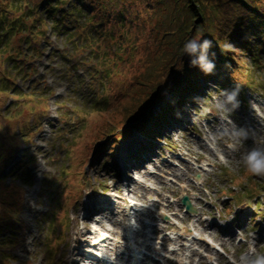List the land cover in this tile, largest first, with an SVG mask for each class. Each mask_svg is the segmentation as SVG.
Masks as SVG:
<instances>
[{
    "label": "rangeland",
    "instance_id": "obj_1",
    "mask_svg": "<svg viewBox=\"0 0 264 264\" xmlns=\"http://www.w3.org/2000/svg\"><path fill=\"white\" fill-rule=\"evenodd\" d=\"M55 46L49 44L33 63H24L26 70L17 69L19 74L24 71V79L21 82L18 74L15 83L33 95L22 99L9 90H0V139H13L12 154L8 153L7 161L0 166V201L14 205L6 212L0 209V261L2 257L13 264L4 258L8 254L18 257L15 264H69L72 243L76 241L79 246L81 240L78 235L89 230L96 219L104 229L102 224L109 219L114 239L109 252L117 255L118 264H126L122 205L128 197L123 195L124 185L132 201L145 206L137 212L139 230L135 238L139 241L151 232L165 253L157 255L160 262L144 256L143 264L179 263L178 255L166 253L171 244L183 247L182 228L188 229L191 224V217L177 202L181 194L192 199L200 216L205 214V223L199 225H206L207 232L224 247L225 255L215 254L218 264H238L249 242L264 251V175L251 173L243 163L247 151L264 147V70L259 64L243 58L251 83L242 90L237 88L239 107L233 109L227 101L222 92L226 88L202 82L195 98L170 121L149 133L134 127L116 136L111 155L109 145L103 143L91 150L99 128L109 124H104L108 119H103V114L106 118L112 115L115 122L119 112L118 106L105 110L108 114L92 108L100 100L97 96L103 95L99 93L103 78L96 69H119L121 64L95 63L92 54L83 49L79 57H88L89 62L71 63L76 66L71 68L70 63L50 54V47ZM59 46L70 49L68 43ZM23 48L29 51L25 43ZM127 56L120 51L119 61ZM5 67L6 63H0L1 70ZM9 70L17 74L14 68ZM13 98L20 104V111L13 110L17 112L12 116L4 114L13 105ZM164 103L172 104L168 94L152 107L153 111H159ZM217 103L223 107L217 109ZM226 109L231 110L227 116L219 114ZM150 126L149 122L145 125ZM233 143L237 144L235 148L229 146ZM19 163L25 165L28 174L22 172L23 166L16 167ZM11 181L13 185L9 186ZM252 183L258 184L257 190H252ZM230 187L234 194L226 196ZM111 199L114 211L105 210L103 203ZM227 205L229 213L225 212ZM102 210L103 219L98 216ZM160 212L171 219L164 221L158 216ZM144 220L155 226L144 224ZM171 231L177 232V242L165 234ZM146 249L154 254L150 245ZM197 263L211 264L205 257L192 264Z\"/></svg>",
    "mask_w": 264,
    "mask_h": 264
},
{
    "label": "trees",
    "instance_id": "obj_2",
    "mask_svg": "<svg viewBox=\"0 0 264 264\" xmlns=\"http://www.w3.org/2000/svg\"><path fill=\"white\" fill-rule=\"evenodd\" d=\"M205 38L212 41L208 53L215 66L210 73L193 65V57L183 49L187 40ZM51 43L56 46L50 47V54L61 62H89L88 57H79L84 49L95 63L121 64L119 69H96L103 78L99 92L103 95L92 107L108 114L105 110L118 106L115 122L112 115L103 114L108 119L104 124H109L99 128L91 145V150L97 144L109 145L112 155L116 136L134 127L149 133L158 123L172 119L195 98L202 82H215L228 90L250 85L243 58H251L264 70V0H0V63H6L0 69L2 93L9 90L22 99L33 95L15 83L17 69L26 70L24 63H33ZM64 43L69 50L59 46ZM229 44L231 48L226 47ZM120 51L128 56L119 61ZM23 72L18 76L21 82ZM166 94L172 104L153 111ZM15 101L4 114L20 111ZM131 117L135 123L129 122ZM12 141L6 136L0 139V166L12 154ZM22 166L28 174L22 163L16 167ZM250 187L257 190L258 184ZM228 193H233L232 188ZM10 207L14 205L0 201L3 212Z\"/></svg>",
    "mask_w": 264,
    "mask_h": 264
},
{
    "label": "bare ground",
    "instance_id": "obj_3",
    "mask_svg": "<svg viewBox=\"0 0 264 264\" xmlns=\"http://www.w3.org/2000/svg\"><path fill=\"white\" fill-rule=\"evenodd\" d=\"M137 167L140 168L141 165H138ZM123 190H124L123 195L128 197L127 203H124L122 205V212H123L122 218L125 216L124 218L126 221L125 225H123V233H122L123 237L122 238L127 240V246H128L127 254L128 256L131 257L130 262L128 264H143L144 263L142 260L144 258V255L146 254L145 253L146 245H150L152 251L154 252L153 254L154 256L152 259L157 261L158 259L157 255H159L160 247L158 246L159 242L154 240L156 236H154L151 232H148L145 235V238L139 239V241H137V239L135 238L134 229L136 227V222H137L136 220L137 211H141V209H144L145 206L138 204L141 206L140 208H136V203L132 201V198L128 196L130 191L128 190L126 185H124ZM120 198L122 199V201L125 199L124 196ZM142 206H144V208H142ZM102 207L105 208V210H111L114 208L113 206L110 205L109 202L103 203ZM105 210H102L98 213V216H100L99 218L103 219L104 216L102 214L105 213ZM111 211H114V209ZM115 213H117V211ZM172 213H176V212H172ZM110 215L112 216L111 212H110ZM158 215L160 216L159 213ZM190 216L193 217L190 227L188 229L183 227L182 231L184 233L181 232L183 234H180L182 235L183 242L185 243L186 246H183L182 248H180V247L174 246V244H171L172 247L170 249H173V251H169L166 254H169L171 256L178 255V262H184L185 264H189V259H193L194 256L199 255L198 257H196V258H199L201 255H206L208 248L210 246V250L213 251L214 253L213 254L208 253L205 257L208 260L212 261L213 259H215L216 251L222 250L221 245L217 241H215L214 237L212 236V233L207 232L208 228L206 225H202V226L199 225L201 223H205V219H200L198 212ZM197 217L199 218L197 219ZM119 220H121V217ZM99 221L100 220L96 219V221L93 222V225L89 228V230L81 232L78 235L81 241L83 242L91 241V244L88 245L89 247H91L89 249V251L91 252V255L89 256L86 255L84 259L83 260L80 259V261H78L79 257L74 258L76 263H74V260H72V264H95L94 261H96V263L98 264H118L117 260L115 259L117 255L109 252V250H111L110 245H112L111 240H114L113 238H111L112 227L110 224V220L107 219L105 220V223L102 224V226H104V229H100L99 225H97V222ZM147 223H149V225H152L150 221H148ZM213 224L214 223L212 221L210 225L211 228L214 226ZM171 233L172 234H170V237L168 238L171 240L173 239L174 242H177L176 241L177 232L171 231ZM91 234H93V236H90ZM116 242L118 243L119 240H116ZM189 245L191 246L193 245V247L195 248L193 247L191 248L189 247ZM123 251L124 250H121L120 252L123 253ZM90 256H94V257L92 258ZM113 256H114V259L111 258ZM149 264H152V263H149Z\"/></svg>",
    "mask_w": 264,
    "mask_h": 264
},
{
    "label": "clouds",
    "instance_id": "obj_4",
    "mask_svg": "<svg viewBox=\"0 0 264 264\" xmlns=\"http://www.w3.org/2000/svg\"><path fill=\"white\" fill-rule=\"evenodd\" d=\"M210 39H189L183 44L185 52L193 57L191 63L199 65L205 73H210L215 66L214 60L209 59L208 49L211 47ZM231 48L232 45H226ZM223 94L228 102L232 104V108L239 107L240 101L237 99L238 90L223 89ZM223 105L217 103L216 108L220 109ZM231 110L226 109L220 115L227 116ZM239 135V133H237ZM232 148L237 146L236 143L229 145ZM243 163L246 168L253 174L264 175V147H253L243 155ZM114 259V256L111 257ZM238 264H264V251H258L253 242H249L248 249L240 253Z\"/></svg>",
    "mask_w": 264,
    "mask_h": 264
},
{
    "label": "water",
    "instance_id": "obj_5",
    "mask_svg": "<svg viewBox=\"0 0 264 264\" xmlns=\"http://www.w3.org/2000/svg\"><path fill=\"white\" fill-rule=\"evenodd\" d=\"M198 175H199V174H198ZM198 175H197V176H198ZM179 202L185 207V210H186L188 213L195 212V209H194V207L192 206L191 201L189 200V198H188L186 195H182V196L179 198ZM163 218L166 219L165 216H164Z\"/></svg>",
    "mask_w": 264,
    "mask_h": 264
}]
</instances>
